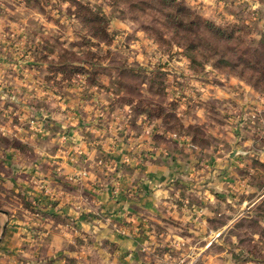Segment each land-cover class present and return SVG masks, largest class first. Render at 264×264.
Here are the masks:
<instances>
[{
	"label": "rangeland",
	"instance_id": "rangeland-1",
	"mask_svg": "<svg viewBox=\"0 0 264 264\" xmlns=\"http://www.w3.org/2000/svg\"><path fill=\"white\" fill-rule=\"evenodd\" d=\"M177 1L222 29L235 28L264 62V0ZM77 3L109 21L107 43L76 16ZM131 15L121 16L109 0H0V217L5 229L24 225L28 240L15 251L0 246V264H214L217 255L225 264L229 247L234 264H264V85L255 86L249 70L242 77L216 68L219 56L207 48L192 65L173 33L160 45ZM225 46H217L220 56ZM223 159L234 163L232 179L252 181L247 200L262 197L229 232H203H221L232 217L224 213L198 235L175 181H197L195 169ZM160 162L173 173L163 189L174 194L151 217L135 194L138 183L159 181ZM23 168L32 173L21 179L56 177L55 188L39 182L34 197L30 188L14 190L7 181ZM117 181H137V189L118 198L125 189ZM69 184L79 205L62 202ZM54 230L62 237L57 248L34 246ZM111 233L134 247L119 255ZM197 241L200 252L190 248Z\"/></svg>",
	"mask_w": 264,
	"mask_h": 264
},
{
	"label": "crops",
	"instance_id": "crops-1",
	"mask_svg": "<svg viewBox=\"0 0 264 264\" xmlns=\"http://www.w3.org/2000/svg\"><path fill=\"white\" fill-rule=\"evenodd\" d=\"M10 158L12 159L11 156ZM162 163L163 162H160L161 166H163L161 170L162 172L155 175L157 176V179L159 181H143V183H138L137 187L140 188V191L138 189V192H136L135 194V196L139 197L140 200H142L144 197V201H145L144 205L147 208L146 210L151 212L150 214L151 217L157 216V213H154L153 208L155 209L157 206H159V203H161L163 206V204L168 201V199H165V198L170 197L171 195L174 194L173 191L163 189L165 186L170 185V183L172 182V181H168V175L169 176L173 175V173L169 169V165L167 169H165V166ZM9 164L11 166L12 164H15V163L12 160L11 162L9 161ZM233 164H234L233 161H227L224 159L220 161L219 163H215L214 166H211L209 162L207 163L205 162V165L203 167L195 169L194 171L195 174L197 173V181H175V183H178L184 186V188H177L178 194L183 193V196H187L186 198L187 201L185 203H187V206H188L187 208L189 210L186 209V212L191 214L190 220L192 221L193 227L199 229V232L197 233L198 235H200L199 233L201 232V227L205 226L204 223L206 221L211 224L214 222V220L221 217V215H223L224 213L232 217L228 218L227 219L228 222L223 224L222 228H220L219 231L221 232H218L217 229L212 228V227L211 228L209 227V229L207 230L204 229L203 232L208 233V230H209L208 234H210V237H211V234L217 236L219 233L223 234V233L229 232L231 229H233V225L235 224V222L241 218L242 211H244V209L248 210L252 208L254 205L257 204V202L261 199V197L264 196L263 194L261 197L257 198L255 201L247 200V198L244 197L246 196L244 194L246 193L248 194L252 192L253 190L252 181H237L235 179H232L230 175L233 173V170H232ZM25 171L32 173L31 169L27 170L26 168H23L21 171H16V170L12 171V174H13L12 180L8 179L7 182L8 184H11L12 182H14V184L11 185L12 188L14 187L13 188L14 190L15 188H17V190L19 189L27 190L28 188H30L28 189V191H31L29 193V196L31 195L32 197H34V196L41 195V187L39 184L42 182H44L45 184H49L51 187L55 188V185L53 184H56L55 182L57 181L56 177L53 181L52 180H48V181H38L37 180L38 184L34 183L35 184L34 185L32 184V181L30 179L24 180V179H21V177L19 176V174H24V173L26 174L27 172ZM49 172L51 173V170H49ZM69 172H70V169L66 168L65 173H69ZM189 174H190V171L185 174V177H189ZM85 184L87 183L84 182V185ZM117 184L119 187L121 186L122 189H125V191H123L122 194L118 196V198H127L126 197L127 190H130L132 188L137 189V187H135L137 184V181H117ZM173 185H176V184H172V186ZM66 188H67V190L65 191L66 194L64 195L62 202H65V203L72 202V203H76L77 205H79L77 203L78 197L73 195V192L77 188L71 184H69V186L67 185ZM168 189H172V188H168ZM59 198L60 197H58V199ZM132 199H136V198H132ZM68 206L64 208L65 212L69 211L71 212L70 214L72 215L81 213L79 212L78 208H72ZM80 209H81V206H80ZM119 212L120 210L117 213ZM147 213L149 214V212ZM1 219L2 218L0 217V241H1L0 246H1V249L3 248L9 251H15L20 248L24 249L27 246L25 242L28 241L27 238H25L26 232H25L24 225H21L19 227L17 226L13 227V225L9 223L7 228L5 229V224H6L4 221L5 219H2V220ZM2 233H3V236H2ZM57 233L60 234L58 230L57 231L54 230V232L47 239L45 238L42 239L38 237V239L34 240L33 242V244H35L34 246H36V248H41L42 246L46 245L45 243H47V245H49L50 248L52 249L57 248L58 243L62 241L61 236L60 237L56 236ZM111 235L112 237H115L117 241L119 240V243H118L119 251L117 252L119 253V255H123L128 249H132L134 247L135 241L133 242L127 239L126 237H120L118 236V234H115V233H111ZM213 244H216V241L212 242L211 245L208 242V244H205L204 249L208 248V246L212 248ZM176 245L181 247L184 244L177 243ZM190 248H192L193 250L195 249L199 250L200 252V249H201L200 242L197 241L196 243H192V246ZM228 249L226 248L225 253H224L225 257L224 259L222 258L220 262H224L225 264H234L232 262V257H233L232 252H229ZM220 256L222 255H217V257H220ZM217 257L211 258L210 261L214 262V264H217L218 262ZM191 263L195 264L196 260L193 258V261Z\"/></svg>",
	"mask_w": 264,
	"mask_h": 264
},
{
	"label": "trees",
	"instance_id": "trees-1",
	"mask_svg": "<svg viewBox=\"0 0 264 264\" xmlns=\"http://www.w3.org/2000/svg\"><path fill=\"white\" fill-rule=\"evenodd\" d=\"M109 1L118 8L121 16L126 17L132 14L131 19L139 23L140 27L147 31L158 44H170L165 38V32L173 33L174 39L179 41L178 45L183 49L192 65H198L197 55L207 48L213 53L212 59L219 56L214 63L216 68L226 67L229 73H239L242 77L249 70L252 72L250 79L254 80L255 86L264 85V67L259 70L264 65V62L260 61L261 55L252 48L242 46L240 37H236L237 30L235 28L222 29L202 19L177 0H151L155 3L153 6L151 2L142 0L140 4L132 3L126 9L118 7L123 0ZM75 7L78 9L76 16L85 22L84 24H89L94 36H98V39L107 43L109 21L102 15H96L82 4L77 3ZM153 12L159 14L164 22L154 18ZM150 17L152 20L148 21ZM221 43H226L225 50H223L226 55L220 56L217 46ZM236 43H240L241 47ZM255 72L259 74L254 75Z\"/></svg>",
	"mask_w": 264,
	"mask_h": 264
}]
</instances>
